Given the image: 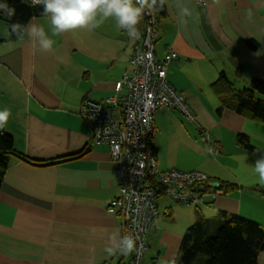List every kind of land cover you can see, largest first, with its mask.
Wrapping results in <instances>:
<instances>
[{
    "label": "crops",
    "instance_id": "obj_1",
    "mask_svg": "<svg viewBox=\"0 0 264 264\" xmlns=\"http://www.w3.org/2000/svg\"><path fill=\"white\" fill-rule=\"evenodd\" d=\"M161 1L165 14L154 54L177 53L166 79L184 95L194 119L177 109L154 112L151 142L158 167L201 170L237 188H221L198 206L173 200L159 210L158 204V228L148 236L145 264H172L196 212L205 218L236 215L264 228V196L253 190L264 187V167L251 179L240 174L250 151L235 140L242 132L256 145L254 135H264V123L228 110L217 115L218 100L209 87L221 70L237 87L264 79V0ZM127 26L112 5L83 0H66L46 16L32 17L16 40H6L8 29L0 23V120L15 149L35 158L88 149L52 166L10 158L0 186V264L118 263L120 220L106 210L117 194L116 164L107 145L90 142L79 107L84 99L112 95L123 73H132L136 41ZM247 40L257 47L251 49ZM203 131L215 154L204 147ZM257 264H264V251Z\"/></svg>",
    "mask_w": 264,
    "mask_h": 264
},
{
    "label": "built area",
    "instance_id": "obj_2",
    "mask_svg": "<svg viewBox=\"0 0 264 264\" xmlns=\"http://www.w3.org/2000/svg\"><path fill=\"white\" fill-rule=\"evenodd\" d=\"M132 1L145 18L142 29L132 24L126 28L136 41L129 59L133 71L124 72L115 83L113 94L102 101L85 99L79 115L90 126V142L107 145L116 164L118 193L108 202L107 211L118 215L120 220V251L126 255L128 264H144L148 235L158 227L157 193L183 204H195L206 191L215 197L219 181L201 170L162 171L155 163L151 142L154 112L165 107L178 109L189 120L194 115L183 94L166 79L167 66L177 58V53L169 49L162 58L154 54L158 33L155 12L142 0ZM209 140V134L203 131L204 147L215 154L217 151L209 145Z\"/></svg>",
    "mask_w": 264,
    "mask_h": 264
},
{
    "label": "trees",
    "instance_id": "obj_3",
    "mask_svg": "<svg viewBox=\"0 0 264 264\" xmlns=\"http://www.w3.org/2000/svg\"><path fill=\"white\" fill-rule=\"evenodd\" d=\"M65 1L41 0L40 3H33L31 0H0V20L6 23L8 29L6 40L18 39L29 19L46 16L51 9ZM83 1L92 5L110 4L120 12L128 24L141 29L144 27L145 18L132 0ZM143 1L151 6L158 21L164 16L165 6L161 0ZM3 41L0 39V43ZM247 43L251 49L257 47L254 40H247ZM209 87L218 100L217 115L228 110L246 120L264 123V79L254 77L247 85L237 87L225 71L221 70ZM235 140L244 149L255 150L247 134L238 133ZM87 150L83 147L73 153L50 158L28 156L15 149L11 134L5 131L0 120V186L11 157H17L35 166H52L78 158ZM235 184L223 183L221 188L225 191L233 190L237 188ZM253 190L264 196L263 186H253ZM261 251H264V228L257 222L225 213L205 218L196 212L193 224L181 238L177 256L172 264H257ZM125 257L119 247L117 264H125Z\"/></svg>",
    "mask_w": 264,
    "mask_h": 264
},
{
    "label": "rangeland",
    "instance_id": "obj_4",
    "mask_svg": "<svg viewBox=\"0 0 264 264\" xmlns=\"http://www.w3.org/2000/svg\"><path fill=\"white\" fill-rule=\"evenodd\" d=\"M0 23H2L7 28V25L4 21L0 20ZM179 113H181V112L179 111ZM188 123H190V122H188ZM256 123H259V122H256ZM254 138H255L254 139L255 143L259 149L256 147L255 144H253V145H255V150L250 151L249 154L246 153L243 155V157L245 158V161H247V169H246V166L243 165L239 170L240 174H243V175H245V173L247 172V178L248 179H251L253 177V175L258 172V170H260V169H262V167H264V155H262V153L260 152V151H264V135L262 137H260L258 135H254ZM170 199L171 198L168 196L161 197L158 200L159 210H161L162 207H164V205L176 204L175 202H172L173 200H170ZM146 254H147V251H146L145 255ZM144 264H145V258H144Z\"/></svg>",
    "mask_w": 264,
    "mask_h": 264
},
{
    "label": "bare ground",
    "instance_id": "obj_5",
    "mask_svg": "<svg viewBox=\"0 0 264 264\" xmlns=\"http://www.w3.org/2000/svg\"><path fill=\"white\" fill-rule=\"evenodd\" d=\"M142 2L143 3H145L143 0H142ZM145 4H147V3H145ZM149 5V4H148ZM85 100V99H84ZM83 100V101H84ZM82 101V102H83ZM81 102V103H82ZM81 105V104H80ZM153 152H154V158H155V163H156V165H157V167H158V164H157V157H156V150H155V148L153 149ZM145 167H144V165H143V167H142V169H144ZM159 168V167H158ZM160 169V168H159ZM172 169V168H171ZM160 170H162V171H164V170H168V169H160ZM214 179V178H213ZM116 180V179H115ZM215 180H217V179H215ZM217 181H219V180H217ZM116 183H117V181H116ZM220 190H221V182L219 181V186L217 187V191H218V193L220 192ZM117 193H118V190H117ZM117 195V194H116ZM115 195V196H116ZM206 195H210V197L212 198V200L213 199H215V197H213L212 195H211V193H209V192H204L203 193V195H202V200L201 201H199V202H197V203H195V204H183V203H181V202H179V201H177L176 199H174V198H172V197H170V196H168V195H166V194H163V193H161V192H158L157 193V195H156V205H157V211H158V216H157V225H158V217H159V210H158V200L161 198V197H163V196H168V197H170L171 198V200H174L175 202H177V203H179V204H183V205H186V206H191V205H193V206H198L199 204H202V203H204L205 202V196ZM114 196V197H115ZM106 210H107V206H106ZM108 212V211H107ZM109 213V212H108ZM112 214H114V213H112ZM116 215V214H115ZM117 217H118V215H117ZM120 227H121V225H120ZM158 228V227H157ZM156 230V229H155ZM154 230V231H155ZM154 231H152L148 236H150V235H152V233H154ZM148 241H149V238H148ZM148 248H149V246H148ZM148 250V249H147ZM126 256V255H125ZM144 258H145V256H144ZM127 260V259H126ZM125 264H128V261L125 263Z\"/></svg>",
    "mask_w": 264,
    "mask_h": 264
},
{
    "label": "clouds",
    "instance_id": "obj_6",
    "mask_svg": "<svg viewBox=\"0 0 264 264\" xmlns=\"http://www.w3.org/2000/svg\"><path fill=\"white\" fill-rule=\"evenodd\" d=\"M184 96V95H183Z\"/></svg>",
    "mask_w": 264,
    "mask_h": 264
}]
</instances>
